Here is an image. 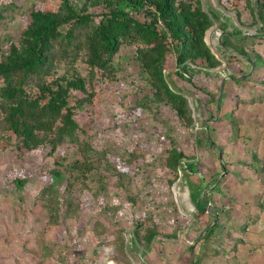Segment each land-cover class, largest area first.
I'll list each match as a JSON object with an SVG mask.
<instances>
[{"label": "trees", "instance_id": "16d2710c", "mask_svg": "<svg viewBox=\"0 0 264 264\" xmlns=\"http://www.w3.org/2000/svg\"><path fill=\"white\" fill-rule=\"evenodd\" d=\"M219 2L224 11L235 12L240 27L255 28L258 19L264 26V0H256L257 13L251 0H243L244 11L238 10L237 0ZM3 18L0 12V21ZM215 21L225 32L226 23L220 22L217 12L205 11L201 0H46L34 4L16 42L8 41L2 48L0 33V188L5 183L22 188L31 179L60 183L63 193L77 203L87 199L100 203V198H106L102 195L108 190L105 184L112 178L117 190L111 196L117 202L125 196L136 208L142 202L135 193L137 185L147 183L146 160L161 151L162 187L169 192L180 171L194 170L193 145L182 148L189 140L179 145L171 138L166 145L158 138L156 148L148 146L133 118L140 119L142 103L151 100L150 104L168 110L181 128L188 131L193 126L188 100L170 87L165 72L191 82L194 76H210L221 66L205 41ZM240 27L225 32L223 51L239 54L252 66L259 64L256 55L252 60L238 46L243 34ZM127 56L136 65L134 72H126L122 65ZM208 131L203 133L210 141ZM110 134L135 142L131 152H126L131 160L127 167L107 159L109 148L102 144L113 141ZM7 162L16 173L10 182L2 176ZM146 194L150 199L144 200L143 208L151 213L135 214L129 227L120 224L118 230L132 232L130 245L142 255L154 239H177L190 222L176 215L175 208H165L162 213L174 226V231L166 232L158 224L161 210L151 207L153 194ZM211 234L213 230L204 236ZM117 241L115 251L121 252V259L126 252L132 256L124 241ZM102 252L104 262L99 264H113V252Z\"/></svg>", "mask_w": 264, "mask_h": 264}, {"label": "rangeland", "instance_id": "374dc122", "mask_svg": "<svg viewBox=\"0 0 264 264\" xmlns=\"http://www.w3.org/2000/svg\"><path fill=\"white\" fill-rule=\"evenodd\" d=\"M43 1L46 0H0L4 17L0 21L2 48L8 41H17L29 10ZM237 1L238 10L244 11L243 0ZM255 2L251 0V6L257 13ZM201 5L205 11L218 13L220 22L227 25L225 32L240 27L235 12L224 11L219 0H201ZM240 28L244 39H238V46L250 59L256 55L259 64L252 66L239 54L223 51L225 32L215 21L205 41L221 66L210 76H194L191 82L165 72L170 87L188 100L194 121L188 131L164 107L150 104L151 100L142 103L140 119L133 118L148 146L156 148L158 138L166 145L169 138L179 145L189 140L182 148L193 145L194 170L180 171L179 179L167 192L162 187L161 151L150 154L146 160V186L138 183L135 192L143 203L136 208L125 196L120 202L111 196L117 190L112 178L105 184L108 190L102 195L106 198H100V203L89 199L77 203L63 193L60 183L31 179L22 188L5 183L0 188V264H99L104 262V250L113 252V264H264V33L259 30L264 26L258 19L257 27ZM131 57L122 63L126 72L136 70ZM102 109L110 113L104 105ZM110 135L113 141L102 144L109 148L107 159L113 165L127 167L131 160L126 152H131L135 142ZM195 138L200 141L196 143ZM17 162L14 165L18 166ZM6 167L2 176L10 182L16 173L8 162ZM147 191L155 199L152 209L162 213L165 208H175L176 215L190 222L177 239H154L142 255L141 250L130 245L132 232L118 230L120 224L129 227L135 214L145 217L151 213L143 208L144 200L150 199ZM208 192L215 212L198 214L192 202H198ZM106 203L108 208L103 207ZM168 221L165 213L159 215V226L166 232L174 231ZM207 230H213V234L204 236ZM118 238L132 256L126 252V258L121 259V252L115 251Z\"/></svg>", "mask_w": 264, "mask_h": 264}, {"label": "water", "instance_id": "95a60500", "mask_svg": "<svg viewBox=\"0 0 264 264\" xmlns=\"http://www.w3.org/2000/svg\"><path fill=\"white\" fill-rule=\"evenodd\" d=\"M222 175H221V177H222ZM221 177L213 185L214 188L218 185ZM208 194H209V192L208 193H203L202 197L198 199V202H195V201L192 202V204L194 205L195 210H196V212L198 214L209 213L211 210H213V212H215V209L212 208V206L210 205V203L208 201Z\"/></svg>", "mask_w": 264, "mask_h": 264}]
</instances>
